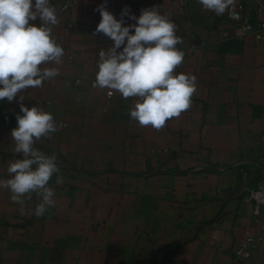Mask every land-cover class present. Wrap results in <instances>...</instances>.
<instances>
[{
    "label": "crops",
    "instance_id": "crops-1",
    "mask_svg": "<svg viewBox=\"0 0 264 264\" xmlns=\"http://www.w3.org/2000/svg\"><path fill=\"white\" fill-rule=\"evenodd\" d=\"M245 1L264 21V0ZM50 2L65 56L62 65L42 67L60 74L20 95L58 123L35 147L56 155L63 182L52 177L56 205L40 218L35 193L22 211L0 188V264H264V242L249 259L235 255L262 226L246 191L264 186V40L198 0H83L70 11L62 0ZM102 4L117 19L124 9L138 17L159 6L182 37L185 58L176 72L195 75L198 88L190 108L159 130L131 120L137 98L92 87L99 52L112 44L93 35ZM20 103L0 102L3 179L22 158L10 136Z\"/></svg>",
    "mask_w": 264,
    "mask_h": 264
},
{
    "label": "clouds",
    "instance_id": "clouds-1",
    "mask_svg": "<svg viewBox=\"0 0 264 264\" xmlns=\"http://www.w3.org/2000/svg\"><path fill=\"white\" fill-rule=\"evenodd\" d=\"M198 3L217 16L235 8V0ZM97 11L102 19L93 35L102 33L112 44L107 51L99 52L92 87L107 89L109 96L119 93L125 99L137 98L129 115L141 127L159 130L169 118L189 109L198 88L197 78L176 72L185 53L177 47L183 41L170 16L163 14L159 6L142 9L138 17L124 9L120 19L103 4ZM125 16L135 23L128 24ZM59 23L57 9L50 0H0V102L5 98L12 102L17 97L21 101L20 112L15 113L17 126L10 136L15 141L13 151L22 155L8 165L10 178H0V188L10 191L11 201L22 211L25 197L31 199L35 193L39 202L33 213L37 218L55 207L56 191L50 181L56 175V183L60 184L63 176L57 175L60 168L56 155L45 154L35 143L57 132L58 123L51 112L23 104L20 93L42 87L46 80L60 74L59 67H42L63 64L65 49L53 36L54 26Z\"/></svg>",
    "mask_w": 264,
    "mask_h": 264
},
{
    "label": "built area",
    "instance_id": "built-area-1",
    "mask_svg": "<svg viewBox=\"0 0 264 264\" xmlns=\"http://www.w3.org/2000/svg\"><path fill=\"white\" fill-rule=\"evenodd\" d=\"M83 0H62L61 8L63 11H70L77 7ZM259 12L264 13V1L259 5ZM226 19L233 25L239 27L245 34L252 35L258 41L264 40V21L255 19L248 3L245 0H235V8L226 12ZM228 33H223V38H227ZM258 37H260L258 39ZM246 197L252 205L253 215L262 218L261 231L256 237L243 239L238 243L235 255L240 260L251 257L253 248L264 242V186L249 188ZM259 207V213L256 208Z\"/></svg>",
    "mask_w": 264,
    "mask_h": 264
}]
</instances>
